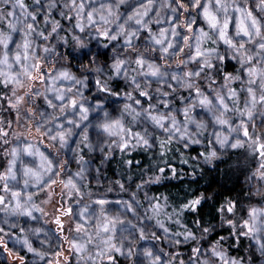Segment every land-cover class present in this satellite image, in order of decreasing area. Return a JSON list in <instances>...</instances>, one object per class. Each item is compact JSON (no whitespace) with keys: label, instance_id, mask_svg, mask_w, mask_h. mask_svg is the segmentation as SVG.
<instances>
[{"label":"clouds","instance_id":"obj_1","mask_svg":"<svg viewBox=\"0 0 264 264\" xmlns=\"http://www.w3.org/2000/svg\"><path fill=\"white\" fill-rule=\"evenodd\" d=\"M0 264H264V0H0Z\"/></svg>","mask_w":264,"mask_h":264}]
</instances>
